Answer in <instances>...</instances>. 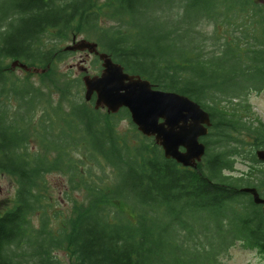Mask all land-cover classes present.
Listing matches in <instances>:
<instances>
[{"label":"trees","instance_id":"16d2710c","mask_svg":"<svg viewBox=\"0 0 264 264\" xmlns=\"http://www.w3.org/2000/svg\"><path fill=\"white\" fill-rule=\"evenodd\" d=\"M77 36L209 113L196 169L166 159L127 109L87 103L83 75L55 71ZM8 58L46 72L17 79ZM263 88L264 0H0V175L15 183L0 264H219L236 242L264 258V215L240 191L264 187V171L235 176L238 157L264 150V125L241 114ZM52 174L67 179L66 211Z\"/></svg>","mask_w":264,"mask_h":264},{"label":"water","instance_id":"95a60500","mask_svg":"<svg viewBox=\"0 0 264 264\" xmlns=\"http://www.w3.org/2000/svg\"><path fill=\"white\" fill-rule=\"evenodd\" d=\"M64 51L89 52L102 62L103 70L99 75L83 77L86 102L95 98L96 110L106 109L113 114L127 109L139 133L153 138L166 159H172L185 168H197L206 153L201 139L209 134L212 126L209 113L199 103L178 93L156 89L141 76L130 75L108 54L100 52L95 42L74 38ZM15 66L31 70L19 62H15ZM34 72L45 71L34 69ZM256 155L264 163V150ZM240 191L252 195L256 205H263L264 214V199L255 188H241Z\"/></svg>","mask_w":264,"mask_h":264},{"label":"rangeland","instance_id":"374dc122","mask_svg":"<svg viewBox=\"0 0 264 264\" xmlns=\"http://www.w3.org/2000/svg\"><path fill=\"white\" fill-rule=\"evenodd\" d=\"M207 32L209 28L206 29ZM224 30H227L224 28ZM223 32V29H222ZM77 40L84 39L83 36H77ZM71 44V41L65 42L61 45V49ZM11 63V62H10ZM7 64V61L4 62ZM8 65V64H7ZM6 65V66H7ZM11 65V64H10ZM98 66V67H96ZM83 68L88 70L89 74H96L101 68V63H95V56L89 54L88 52L69 54L63 61L56 64L55 71H59L63 74L71 75L72 78H79L83 73ZM42 69V68H40ZM44 70V69H42ZM46 72V71H45ZM45 72H38V74H44ZM17 79L27 80L32 78L36 83L39 78L33 73L24 72L23 69L18 68L17 71L11 72ZM247 105L248 109L241 111V114L249 123L259 126L264 125V88L259 91H251L247 94ZM130 129V124L128 121H123L120 124V130ZM245 139L247 143L252 142L251 138L247 134L240 135ZM251 164L248 160L238 157V163L236 165L235 176L246 178H253L250 175ZM258 166V165H257ZM256 166V167H257ZM261 166H259L260 168ZM49 183L53 187V201H55V207L61 208L64 211L71 207L69 200L67 199L64 192H66L67 179L61 174H52L49 176ZM15 193V183L14 181L4 175H0V213L5 210L9 205L10 200L13 198ZM76 197V196H74ZM63 258L66 257L61 254ZM219 264H264V258H262L256 251L247 250L243 248L240 242H236L233 247L229 248L227 253L220 257Z\"/></svg>","mask_w":264,"mask_h":264},{"label":"flooded vegetation","instance_id":"af4514ba","mask_svg":"<svg viewBox=\"0 0 264 264\" xmlns=\"http://www.w3.org/2000/svg\"><path fill=\"white\" fill-rule=\"evenodd\" d=\"M5 61H7V64H4V67H5V70L6 71H11V72H14V71H17V69H18V67L17 68H15V67H13L12 66V64L13 63H15L16 61L15 60H13V59H5L4 60V62ZM11 62V63H10ZM11 64V65H10ZM7 65V66H6ZM82 71H84V68H83V70ZM256 151L258 150L257 148H254ZM258 165V166H257ZM257 165H255V166H253V165H251L250 166V168H249V170H250V173L253 171L254 173H259V172H262V171H264V164H262V163H259V164H257ZM257 166V167H256ZM259 166H261L260 168H259ZM258 175V174H257ZM245 178H246V176H244ZM246 179H248V178H246ZM255 186H252V187H248V188H254ZM255 189L257 190V192H258V194L260 195V197L261 198H263L264 199V187H259V186H257V187H255ZM252 197V196H251ZM253 198V197H252ZM260 208H261V211H262V213H263V205H258Z\"/></svg>","mask_w":264,"mask_h":264}]
</instances>
